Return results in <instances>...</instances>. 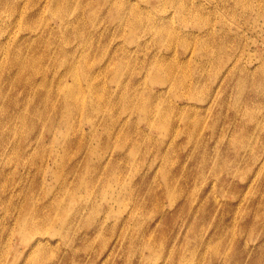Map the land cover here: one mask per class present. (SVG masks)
Listing matches in <instances>:
<instances>
[{
  "label": "rangeland",
  "instance_id": "374dc122",
  "mask_svg": "<svg viewBox=\"0 0 264 264\" xmlns=\"http://www.w3.org/2000/svg\"><path fill=\"white\" fill-rule=\"evenodd\" d=\"M0 264H264V0H0Z\"/></svg>",
  "mask_w": 264,
  "mask_h": 264
}]
</instances>
